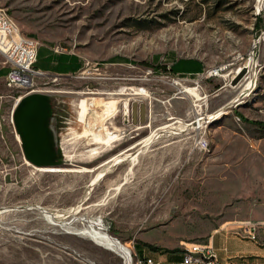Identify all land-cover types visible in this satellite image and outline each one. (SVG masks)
Listing matches in <instances>:
<instances>
[{
    "label": "rangeland",
    "instance_id": "374dc122",
    "mask_svg": "<svg viewBox=\"0 0 264 264\" xmlns=\"http://www.w3.org/2000/svg\"><path fill=\"white\" fill-rule=\"evenodd\" d=\"M258 1L0 0V17L8 29L80 60L76 72L54 81L34 78V92L45 96L49 113L45 132L50 158L58 164L34 167L23 158L8 120L10 102L2 101L0 264H122L119 255L79 231L91 225L113 235L135 259L132 244L113 232L130 238L148 230L142 227L144 219L173 220L174 213L188 217L199 210L222 214L231 206L264 202V0L259 8ZM174 59L197 60L201 70L173 75L167 66ZM215 69L217 75L200 76ZM0 94L16 96L19 91L0 83ZM80 100L87 101L81 123ZM124 100L148 103L147 128L186 124L197 113L219 108L222 113L205 121L202 130L177 131L180 157L174 165L160 167L163 180L137 178V173L157 170L139 156L119 195L108 188L118 182L125 162L85 193L109 157L133 140L111 131L133 127L122 123ZM200 133L207 150L191 148ZM147 182L150 192L159 189L165 209L143 212L135 204L158 198L134 193ZM78 202L77 211L69 212ZM176 203L180 211H174ZM43 210L58 213V218L44 217ZM178 221L149 230L173 240L180 231H189Z\"/></svg>",
    "mask_w": 264,
    "mask_h": 264
},
{
    "label": "crops",
    "instance_id": "0c3cea01",
    "mask_svg": "<svg viewBox=\"0 0 264 264\" xmlns=\"http://www.w3.org/2000/svg\"><path fill=\"white\" fill-rule=\"evenodd\" d=\"M24 36V35H23ZM34 39L29 36H25ZM35 40V39H34ZM37 68L56 74H70L76 72L80 68V60L78 57L69 52H54L53 46L47 44H38L37 46ZM171 62H169L170 64ZM173 63L175 72L173 75H192L198 73L194 69L192 64L188 63ZM7 64L4 62V58L0 53V83H3V76L7 71ZM2 93V92H1ZM148 104V103H144ZM147 119V116H146ZM173 124V123H172ZM177 125V124H176ZM133 126V125H131ZM114 127L111 131L119 135V138L128 136L133 138L132 141H128L127 145L116 153L128 154L135 152V157L132 159L125 158L119 161L127 163L124 172L118 178V182L114 187L108 188L114 190L115 195L123 192L125 184L133 177V169L138 158L140 156L141 162L147 160L151 165L155 164L157 170L142 172L140 175L137 173L136 177L141 180H163L165 178V172L160 167L164 164L169 166L174 163L180 157L179 141L177 138V131L175 133H161L157 137L151 139L147 144H144V140L150 132L159 131L161 127ZM141 128H146L145 134L135 139V136L141 132ZM123 132V136H121ZM127 133V134H126ZM121 136V137H120ZM146 136L145 138H143ZM118 138V139H119ZM116 139V140H118ZM153 140V141H152ZM120 142L116 143L118 145ZM114 145V144H113ZM171 152V153H169ZM115 154V153H114ZM137 158V159H136ZM166 160L164 163L163 161ZM115 164L114 166L118 165ZM143 164V163H142ZM113 166V167H114ZM183 174L186 172H182ZM172 177H175V173H172ZM147 186L141 185L140 188L134 191L140 197L149 196L150 194L158 197L152 201L140 199L139 202L135 203L140 206V211H159L165 209V203L159 200V189H151ZM156 190V191H155ZM105 193L96 201L101 202ZM108 194V193H107ZM100 204V203H99ZM172 207L175 209L182 208L180 204H173ZM176 209L174 211H176ZM204 214V215H203ZM220 214V215H219ZM181 214L174 213L173 220H156L151 218L150 220L144 219L142 221V227L148 230H142L140 233H133L130 238L119 232H113L114 235L118 236L125 243H131L133 248V254L135 257L140 259H150L149 264H182L181 263V247L178 242H199L207 243L218 260L223 261L231 259L239 264H264V233L261 230H257L255 239H250L239 229V223L245 220L260 221L264 222V202L251 204L250 206H231L228 207L221 214L215 210L205 215L202 211H197L196 214L185 217L180 216ZM179 220L180 226L186 229V232L180 231L176 239L166 238L159 233H153L149 230L152 225H158L159 228L170 227ZM176 234V233H175ZM174 234V235H175ZM127 239V240H125ZM150 246H155L157 249H152ZM146 264V263H142Z\"/></svg>",
    "mask_w": 264,
    "mask_h": 264
},
{
    "label": "built area",
    "instance_id": "2783aa9c",
    "mask_svg": "<svg viewBox=\"0 0 264 264\" xmlns=\"http://www.w3.org/2000/svg\"><path fill=\"white\" fill-rule=\"evenodd\" d=\"M264 41V37H262ZM37 41L25 36H19L13 29H8L3 23L0 17V53L4 58V62L8 68L3 76V84L8 89H15L19 91L16 96H9L6 94H0V103L2 101L10 102V106L6 107L9 109L8 120L12 124L11 113L17 103V101L24 95L34 92V78L40 76L51 77L54 81L59 75L56 73H49L33 66L36 59ZM62 48L53 47L54 52H60ZM87 63H85L86 65ZM219 69H215L213 72H201V77H208L211 75H217ZM197 74V73H196ZM235 101V100H234ZM232 101V102H234ZM211 113L199 114L195 118L191 119L188 123V129H201L205 119H208ZM213 114V113H212ZM2 122L5 115L2 112ZM198 121V123H197ZM13 127V125H12ZM123 134V132H121ZM205 139L202 133L195 135L192 140L191 148L197 151L204 150ZM105 232V228H103ZM239 229L250 239H255L257 230H261L264 233V222L245 220L239 223ZM112 237L119 241L117 237ZM120 242V241H119ZM125 245V244H124ZM181 247V263L182 264H239L231 259L220 261L216 258L215 253L207 243L199 242H180ZM126 249L129 253V246L126 245ZM130 258L132 259L130 253ZM134 264L150 263V259H140L135 257L132 259Z\"/></svg>",
    "mask_w": 264,
    "mask_h": 264
},
{
    "label": "water",
    "instance_id": "95a60500",
    "mask_svg": "<svg viewBox=\"0 0 264 264\" xmlns=\"http://www.w3.org/2000/svg\"><path fill=\"white\" fill-rule=\"evenodd\" d=\"M4 106V103H0L1 136L6 130L1 117ZM47 109L45 96L31 92L17 101L11 113L13 129L18 135L23 158L34 167H51V165L59 163L50 158L51 149L48 147L45 132V120L49 114ZM148 112V104L136 103L135 101L128 104L124 100L122 102V123L137 127L147 124Z\"/></svg>",
    "mask_w": 264,
    "mask_h": 264
},
{
    "label": "bare ground",
    "instance_id": "6f19581e",
    "mask_svg": "<svg viewBox=\"0 0 264 264\" xmlns=\"http://www.w3.org/2000/svg\"><path fill=\"white\" fill-rule=\"evenodd\" d=\"M263 2V0H259L258 1V8L260 7V3ZM2 19V18H1ZM5 24V23H4ZM211 71V70H210ZM209 71V72H210ZM212 72V71H211ZM249 85V84H248ZM180 91H182L181 89H179ZM183 92V91H182ZM86 100H80L79 102V117H78V121L81 123L82 120H83V113H84V110H85V107H86ZM222 108H219L216 110L215 113L213 114H210L209 116H207L208 119H205V121L209 120L210 118H213L214 116H217L218 114L222 113ZM198 123V121H197ZM181 127H189L188 123H184V124H177V125H172V122L171 124H167V125H163L161 126V129L159 131H155V132H151L144 140V144H147V142H149L151 139H153L154 137H157L158 135H161V133H175L173 131H178L181 129ZM115 135H117L115 133ZM203 136V135H202ZM204 138V137H203ZM205 139V144H204V150H207L208 149V141L206 138ZM100 140V139H99ZM103 140V139H102ZM105 141V140H104ZM153 141V140H152ZM101 142V141H100ZM107 142V141H106ZM104 143V142H103ZM107 145V144H106ZM93 149V148H92ZM97 150V149H96ZM95 153V152H94ZM135 157V152L133 153H128V154H121L118 153L116 155H113V156H110L109 159H108V164L106 165L105 168H103L102 170H100L99 172H97L91 179L90 181L87 183L86 185V192L85 193H88V190L90 189L91 185H94L97 181H99L107 172H109V170H111L113 168V166L117 163H119V161H121L122 159H125V158H129V159H132ZM107 162V161H106ZM102 175V176H101ZM101 176V178H100ZM87 196V195H86ZM83 201V199H82ZM80 202H78L76 205H74V207L70 208L69 212L71 211H74L78 208V204ZM77 211V210H76ZM43 215L44 217L46 218H58V213H55V212H48L46 210H43ZM68 212V213H69ZM96 224V223H95ZM98 226V225H96ZM80 233H83L85 234L86 236H88L89 238H91L95 243H97L98 245L102 246L103 248H106V249H109L113 252H115L117 255H119L122 259V264H133L132 263V259L130 258L129 256V253H128V250L126 249L125 246H123L121 243H119L117 240H115L114 238L110 237L109 235L103 233V232H100L96 229H94L91 225L88 226L87 229H83V230H80L79 231Z\"/></svg>",
    "mask_w": 264,
    "mask_h": 264
},
{
    "label": "trees",
    "instance_id": "16d2710c",
    "mask_svg": "<svg viewBox=\"0 0 264 264\" xmlns=\"http://www.w3.org/2000/svg\"><path fill=\"white\" fill-rule=\"evenodd\" d=\"M37 56H38V53L36 51V59H35V62L33 64V66L35 68H37ZM176 62L177 65H179V63H188V64H192L194 66V69L193 71H196V72H199L201 70V64L199 61L197 60H194V59H174L173 61H171V63L167 66V70L170 72V73H174L175 72V67H173V63ZM176 65V67H177ZM152 69H153V66L152 65H149ZM39 69V68H38ZM41 70V69H40ZM152 249H157V247L155 246H150Z\"/></svg>",
    "mask_w": 264,
    "mask_h": 264
}]
</instances>
